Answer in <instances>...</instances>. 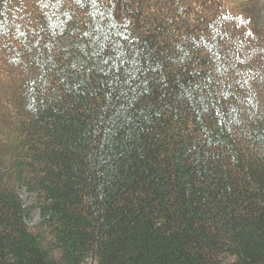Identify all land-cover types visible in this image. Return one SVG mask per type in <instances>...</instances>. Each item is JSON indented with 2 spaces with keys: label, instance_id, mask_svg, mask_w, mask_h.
I'll use <instances>...</instances> for the list:
<instances>
[{
  "label": "trees",
  "instance_id": "16d2710c",
  "mask_svg": "<svg viewBox=\"0 0 264 264\" xmlns=\"http://www.w3.org/2000/svg\"><path fill=\"white\" fill-rule=\"evenodd\" d=\"M0 264H264V0H0Z\"/></svg>",
  "mask_w": 264,
  "mask_h": 264
},
{
  "label": "rangeland",
  "instance_id": "374dc122",
  "mask_svg": "<svg viewBox=\"0 0 264 264\" xmlns=\"http://www.w3.org/2000/svg\"><path fill=\"white\" fill-rule=\"evenodd\" d=\"M60 41L65 45H69V40L67 36L60 37ZM21 199L24 203V206L26 207L31 206L35 202V196L33 194L29 195L24 192L21 193ZM39 221H40V215L39 212L36 210L32 213L31 217L27 220L26 223L28 226L34 227L39 223Z\"/></svg>",
  "mask_w": 264,
  "mask_h": 264
}]
</instances>
